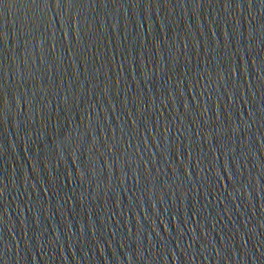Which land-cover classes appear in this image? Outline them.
Returning a JSON list of instances; mask_svg holds the SVG:
<instances>
[{
  "label": "water",
  "instance_id": "obj_1",
  "mask_svg": "<svg viewBox=\"0 0 264 264\" xmlns=\"http://www.w3.org/2000/svg\"><path fill=\"white\" fill-rule=\"evenodd\" d=\"M0 264H264V2L2 0Z\"/></svg>",
  "mask_w": 264,
  "mask_h": 264
},
{
  "label": "snow or ice",
  "instance_id": "obj_2",
  "mask_svg": "<svg viewBox=\"0 0 264 264\" xmlns=\"http://www.w3.org/2000/svg\"><path fill=\"white\" fill-rule=\"evenodd\" d=\"M0 2H2V0H0ZM262 2H264V0H262Z\"/></svg>",
  "mask_w": 264,
  "mask_h": 264
}]
</instances>
